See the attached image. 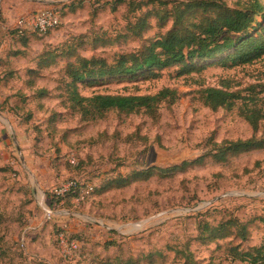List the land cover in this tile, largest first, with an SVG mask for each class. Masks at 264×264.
<instances>
[{
	"label": "rangeland",
	"instance_id": "374dc122",
	"mask_svg": "<svg viewBox=\"0 0 264 264\" xmlns=\"http://www.w3.org/2000/svg\"><path fill=\"white\" fill-rule=\"evenodd\" d=\"M29 1L34 4L28 16L50 8L61 15L57 27L30 42L31 58L83 36L77 41V54L111 63L169 30L171 21L159 26L153 15L142 33L129 28L144 13L172 6L158 1L175 0H134L149 2L134 14L129 13L130 0H120L124 2L120 5L118 0ZM71 1L76 6L80 2L81 8L68 14ZM223 1L235 7L242 0ZM28 16L19 12L11 21L15 25ZM220 57L195 61L200 69L183 75L172 67L158 77L138 74L78 84L84 97L173 90L175 102H162L153 118L109 112L102 119L81 120L58 98L64 59L42 71L31 90L24 81L33 64L15 72L12 78L18 81L4 101L10 110L7 115L0 110V264H249L233 261L229 248H264V148L230 155L225 161H217L211 150L213 144L264 139V123L253 133L235 111L205 107L200 92L220 88L228 79L234 90L264 84V58L231 69L210 65ZM35 63L36 59L34 67ZM41 88L51 97L21 100V95ZM200 158V163L171 175L152 172L120 188L103 186L133 172ZM71 180L93 186L94 194L72 205H53L48 219L44 209L48 193ZM229 220L248 225L247 240L231 236L204 243L208 233H202L204 227L209 231ZM59 231L78 243L70 261L61 257Z\"/></svg>",
	"mask_w": 264,
	"mask_h": 264
},
{
	"label": "trees",
	"instance_id": "16d2710c",
	"mask_svg": "<svg viewBox=\"0 0 264 264\" xmlns=\"http://www.w3.org/2000/svg\"><path fill=\"white\" fill-rule=\"evenodd\" d=\"M123 1L118 0L120 5ZM162 5L172 4L169 10H152L138 17L134 25L130 24V32L142 33L148 26V19L154 16L159 26L172 22L171 28L164 34L154 38L138 52L118 55L111 63L104 58H86L77 54V45L82 37L74 38L67 44H62L53 50H43L35 57L29 56V43L36 40V36H45L37 31L20 28L14 25L8 29V36L13 44L19 48L9 51L10 56L28 57L33 68L29 67L25 75L27 80L24 85L27 89L35 88L37 79L42 77L41 72L52 68L60 59L65 60V65L60 71L61 76L57 80L58 98L62 99L63 106L80 116L83 121L91 122L104 118L109 112L120 114H145L151 118L157 116L158 108L162 102L169 100L175 102V92L163 89L155 95L123 96L96 94L84 97L78 90V84L84 82L94 83L104 78L116 76L150 75L158 77L161 71L177 67L179 75L189 73L196 69L195 61L211 60L221 56L217 61L210 63L222 69H231L251 65L264 58V0H242L235 7L228 6L223 0H175L172 3L158 1ZM124 3V2H123ZM149 3V2H147ZM147 3L130 0L127 4L129 13H136ZM81 8L80 2L75 5L71 1L67 12L75 13ZM116 8H113L115 11ZM61 19V15L59 14ZM140 31V32H139ZM97 39L91 43L94 45ZM86 43H80V47ZM21 48V49H20ZM36 59L35 67L34 61ZM13 77L14 71L10 72ZM264 76V75H263ZM220 88H206L200 92L203 105L211 110L223 109L235 111L236 116L242 119L256 133L264 123V84L250 85L244 89L234 90L230 80L222 82ZM18 95V94H17ZM32 96V97H31ZM51 97L50 91L41 88L30 96L21 95V100L33 98L42 100ZM10 110V109H9ZM211 151L217 161H225L227 156L261 150L264 148V139L254 137L247 140L213 144ZM202 158L191 163L184 162L180 166H172L165 169L151 168L143 172H133L127 176H120L104 183L106 188H120L130 181L142 179L145 174L157 172V175H171L174 170L184 169L188 164L200 163ZM69 191L63 196L48 193L46 208L53 212V205H70L73 198L86 192L87 183H79L71 180ZM84 194L87 199L94 194L95 188ZM72 205V204H71ZM207 233L205 244L228 237H237L247 240L248 225L236 220L221 223L218 227L203 228L202 233ZM63 234L69 241H75L67 237L63 231H59L57 237ZM56 237V242L58 243ZM77 243V241H75ZM78 244V243H77ZM59 246V243H58ZM229 255L233 261L249 264H264V248H252L248 251L240 250L239 245L229 248Z\"/></svg>",
	"mask_w": 264,
	"mask_h": 264
},
{
	"label": "crops",
	"instance_id": "0c3cea01",
	"mask_svg": "<svg viewBox=\"0 0 264 264\" xmlns=\"http://www.w3.org/2000/svg\"><path fill=\"white\" fill-rule=\"evenodd\" d=\"M33 4L29 0H0V110L5 109L6 115L9 109L5 107L4 101L7 97L12 96L11 86L18 81L16 78H12L10 72H20V68H26L31 65L28 57L10 56L9 51L19 48V45L10 41L8 29L12 26L14 27V22L11 21L14 19V14L19 12H24L25 15L30 14L32 11L31 5ZM30 46L31 44L29 43ZM23 64H26V66L21 67ZM17 92H14L15 96L18 94ZM1 113L0 115H2ZM2 144L4 145L5 143Z\"/></svg>",
	"mask_w": 264,
	"mask_h": 264
},
{
	"label": "built area",
	"instance_id": "2783aa9c",
	"mask_svg": "<svg viewBox=\"0 0 264 264\" xmlns=\"http://www.w3.org/2000/svg\"><path fill=\"white\" fill-rule=\"evenodd\" d=\"M59 23H60L59 13L57 12V10L50 8L37 14L36 16H28L25 17V19L18 20L15 26L20 28H26L31 31H37L40 34H45L47 31L57 27ZM11 165H14V163L11 162ZM71 187H72L71 183H66L63 187L51 191V193L63 197ZM90 190L91 187L87 186L86 192H82L79 197L73 198L71 200V204L83 201L84 194L88 193ZM46 215L47 218L49 219L51 216L49 210L46 213ZM57 240L61 250V257L64 260L70 261L77 251L78 244L75 241H69L65 236H63V234H60L57 237Z\"/></svg>",
	"mask_w": 264,
	"mask_h": 264
},
{
	"label": "water",
	"instance_id": "95a60500",
	"mask_svg": "<svg viewBox=\"0 0 264 264\" xmlns=\"http://www.w3.org/2000/svg\"><path fill=\"white\" fill-rule=\"evenodd\" d=\"M15 140V138H13ZM45 211H48V209L46 207H44Z\"/></svg>",
	"mask_w": 264,
	"mask_h": 264
}]
</instances>
